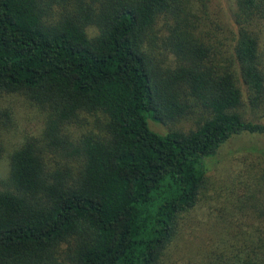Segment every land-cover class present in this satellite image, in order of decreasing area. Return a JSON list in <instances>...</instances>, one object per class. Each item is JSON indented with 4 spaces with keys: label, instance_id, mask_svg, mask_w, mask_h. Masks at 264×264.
<instances>
[{
    "label": "trees",
    "instance_id": "obj_1",
    "mask_svg": "<svg viewBox=\"0 0 264 264\" xmlns=\"http://www.w3.org/2000/svg\"><path fill=\"white\" fill-rule=\"evenodd\" d=\"M202 1L0 0V93L43 114L2 182L0 264H264V153L192 216L220 148L264 135L243 113L264 98V0H236L216 41ZM197 106L189 132L149 128ZM86 117L100 129L68 137Z\"/></svg>",
    "mask_w": 264,
    "mask_h": 264
},
{
    "label": "rangeland",
    "instance_id": "obj_2",
    "mask_svg": "<svg viewBox=\"0 0 264 264\" xmlns=\"http://www.w3.org/2000/svg\"><path fill=\"white\" fill-rule=\"evenodd\" d=\"M202 4L203 6L193 18L202 35L206 40L210 38L212 41L227 37L229 31L233 29L232 13L236 9V0H203ZM262 29L259 47L264 73V28ZM246 98L244 93L243 113L245 118L254 122H264V98L258 107L251 106ZM193 111L189 117L166 124H157L148 120L149 128L159 134H166L170 131L189 132L195 128V121L198 117L203 115L198 106L194 107ZM42 126V112L36 105L28 101L25 95L22 93H0V189L8 173L12 151L20 145L25 137L37 136ZM99 129L100 126L96 123L95 118L86 117L72 124L68 128V133H65L72 139H78L86 132H97ZM263 153L264 135L241 134L227 141L209 163L211 164L207 174L209 185L203 196L200 197L192 216L198 222L205 220L206 214L213 210L214 201L212 199H216L214 193L220 192L221 187L224 188L223 186L231 183L234 177L242 174V170L248 167L246 165L259 161L257 157ZM179 254L181 255V251Z\"/></svg>",
    "mask_w": 264,
    "mask_h": 264
}]
</instances>
